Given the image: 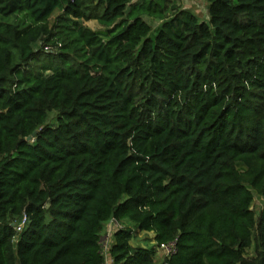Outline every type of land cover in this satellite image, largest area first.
Listing matches in <instances>:
<instances>
[{
  "label": "trees",
  "instance_id": "obj_1",
  "mask_svg": "<svg viewBox=\"0 0 264 264\" xmlns=\"http://www.w3.org/2000/svg\"><path fill=\"white\" fill-rule=\"evenodd\" d=\"M204 1L0 0V264H264V0Z\"/></svg>",
  "mask_w": 264,
  "mask_h": 264
},
{
  "label": "rangeland",
  "instance_id": "obj_2",
  "mask_svg": "<svg viewBox=\"0 0 264 264\" xmlns=\"http://www.w3.org/2000/svg\"><path fill=\"white\" fill-rule=\"evenodd\" d=\"M182 4L185 7H189L191 9H197L199 11L195 12L202 18L205 19L208 16V9H206V7H202V5L200 4V1L198 0H182ZM153 26L157 25V22H155V20H152L151 18L148 19ZM86 24L93 27V28H99V24L97 21L95 20H90V21H86ZM262 198L259 197V195H257L255 193V198H254V202H253V209L256 210V212L260 211L262 208ZM120 226H122L121 224H119ZM112 222H110L109 226L106 228V231L104 232V236L102 239V244H103V250L105 252L106 255H108V248L110 246V244L112 243V241L114 240L113 238V233L115 231V229L117 228ZM108 229V231H107ZM137 239L132 241L135 245H141V246H154L156 241H155V233L154 231H141L138 233ZM250 253L253 252V249L249 250ZM160 260V259H159Z\"/></svg>",
  "mask_w": 264,
  "mask_h": 264
},
{
  "label": "built area",
  "instance_id": "obj_3",
  "mask_svg": "<svg viewBox=\"0 0 264 264\" xmlns=\"http://www.w3.org/2000/svg\"><path fill=\"white\" fill-rule=\"evenodd\" d=\"M113 224L118 225L121 227L119 222L115 219L111 221ZM25 223V221L20 225L19 229H21V226ZM178 250V239H175L171 242L164 243L159 247L158 250V262L157 264H168V259L171 258L173 254H175ZM107 256V263L110 262V258ZM160 259V260H159Z\"/></svg>",
  "mask_w": 264,
  "mask_h": 264
},
{
  "label": "crops",
  "instance_id": "obj_4",
  "mask_svg": "<svg viewBox=\"0 0 264 264\" xmlns=\"http://www.w3.org/2000/svg\"><path fill=\"white\" fill-rule=\"evenodd\" d=\"M198 1H200V4L202 5V7H204V8L206 7V9H207V3L204 0H198ZM195 11L199 13V11L197 9Z\"/></svg>",
  "mask_w": 264,
  "mask_h": 264
},
{
  "label": "water",
  "instance_id": "obj_5",
  "mask_svg": "<svg viewBox=\"0 0 264 264\" xmlns=\"http://www.w3.org/2000/svg\"><path fill=\"white\" fill-rule=\"evenodd\" d=\"M38 130H36L32 135L28 136V140H32V138L36 135Z\"/></svg>",
  "mask_w": 264,
  "mask_h": 264
}]
</instances>
